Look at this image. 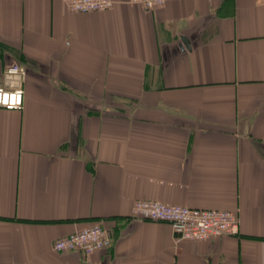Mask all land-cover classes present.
<instances>
[{
    "label": "crops",
    "instance_id": "crops-1",
    "mask_svg": "<svg viewBox=\"0 0 264 264\" xmlns=\"http://www.w3.org/2000/svg\"><path fill=\"white\" fill-rule=\"evenodd\" d=\"M115 1L0 0V59L28 68L0 109V264H264V2ZM142 200L236 213L239 235L179 243ZM93 225L109 250L54 252Z\"/></svg>",
    "mask_w": 264,
    "mask_h": 264
},
{
    "label": "built area",
    "instance_id": "built-area-1",
    "mask_svg": "<svg viewBox=\"0 0 264 264\" xmlns=\"http://www.w3.org/2000/svg\"><path fill=\"white\" fill-rule=\"evenodd\" d=\"M178 0H130L132 5H140L153 11L167 3ZM264 2V0H260ZM67 8L80 14L106 12L114 8L115 0H64ZM28 68L18 62L9 64L0 59V109L22 110L25 104V82ZM136 219L170 224L176 241L203 242L218 237L239 235V217L236 213L211 209H197L172 206L162 202L142 200L133 209ZM113 243L111 233L100 225L90 226L78 233L61 238L54 243L58 254L81 252L92 255L107 251Z\"/></svg>",
    "mask_w": 264,
    "mask_h": 264
},
{
    "label": "water",
    "instance_id": "water-1",
    "mask_svg": "<svg viewBox=\"0 0 264 264\" xmlns=\"http://www.w3.org/2000/svg\"><path fill=\"white\" fill-rule=\"evenodd\" d=\"M11 64V63H10Z\"/></svg>",
    "mask_w": 264,
    "mask_h": 264
}]
</instances>
